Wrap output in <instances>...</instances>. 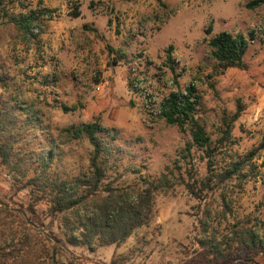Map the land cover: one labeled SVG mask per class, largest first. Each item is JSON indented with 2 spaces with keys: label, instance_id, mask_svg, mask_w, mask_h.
Instances as JSON below:
<instances>
[{
  "label": "rangeland",
  "instance_id": "rangeland-1",
  "mask_svg": "<svg viewBox=\"0 0 264 264\" xmlns=\"http://www.w3.org/2000/svg\"><path fill=\"white\" fill-rule=\"evenodd\" d=\"M253 1L6 0L12 11L46 9L48 14L41 41L34 45L6 36L1 60L10 77H19L25 96L37 89L53 105L77 108L69 112L50 108L53 133L96 117L104 127L119 132L116 147L123 155L109 163L106 184L143 187L144 178L156 180L169 171L193 183L206 176V162L198 152L192 160L183 159L182 149L190 136L167 124L151 107H160L170 92L185 91L194 84L203 97L202 121L218 138L222 118L235 114L240 100L244 111L234 124L233 142L223 150L228 151L221 163L259 147L264 136V3L251 8ZM75 10L80 12L77 18L72 16ZM223 31L249 40L245 70L222 71L212 57L207 39ZM107 43L118 52L111 54ZM171 45L174 71L166 53ZM42 138L29 136L30 143L24 140L17 150L40 151ZM63 149L57 167L63 177L88 169V145L68 144ZM250 168L254 176L242 186L234 180L202 200L184 185L171 186L158 193L149 224L126 244L102 247L94 253L70 246L75 262L110 264L114 258L132 254L125 264H221L224 260L218 263L198 243L206 227L221 237L241 219L264 235V149L245 171ZM22 188L0 163V197L8 207L36 202ZM47 209L48 203L41 202L37 215L60 235V222L51 225L50 219L44 220L42 211ZM256 260L264 264V256Z\"/></svg>",
  "mask_w": 264,
  "mask_h": 264
},
{
  "label": "trees",
  "instance_id": "trees-1",
  "mask_svg": "<svg viewBox=\"0 0 264 264\" xmlns=\"http://www.w3.org/2000/svg\"><path fill=\"white\" fill-rule=\"evenodd\" d=\"M262 3L264 0H255L249 6L253 8ZM6 5V0H0V48L6 36L21 38L34 45L41 41L48 11L15 12ZM72 16L77 18L80 12L75 10ZM92 30L99 35L98 29ZM211 32L212 27H209L207 33ZM207 42L222 71L247 68L245 57L250 42L244 35L223 31ZM106 46L111 54L118 52L110 44ZM172 50L171 45L166 53L174 71ZM1 58L0 50V163L13 175L16 184L20 183L30 191L36 202L10 208L0 197V264H77L70 246L91 253L106 246L122 247L149 224L158 193L171 186L184 185L191 195L202 200L223 191L229 182L237 180L242 186L254 176L251 168L247 172L245 169L251 167L258 151L264 149V136L257 149L244 155L235 154L225 161V165L221 163L228 151L223 150L233 142L234 124L244 111L241 101H238L235 114L224 115L218 138H215L200 116L202 94L196 85L190 84L185 91H172L164 97L159 117L190 136L182 149V158L192 160L194 152H198L206 162V176L198 180L190 173V178L194 179L191 183L182 174L177 177L169 171L156 180L144 178L143 187L118 188L106 184L109 163L123 155V151L118 150L120 147H116L119 132L104 127L96 117L90 122L58 128L59 132L53 133L50 108L61 107L65 112L77 108L53 105L37 89L32 95L25 96L19 77H10ZM175 77L178 84V75ZM29 136L32 139L43 137L40 151L17 150L24 140L26 144L30 143ZM68 144L89 146V167L73 176L63 177L57 167L65 152L63 146ZM54 164L56 168H53ZM31 171L33 174L29 177ZM41 202L48 203L47 212L42 211L44 220L50 219L51 225L60 222V235L49 229L37 215L36 206ZM203 225L207 226V220ZM230 226L231 230L221 237L209 233L206 227L205 236L198 239L199 245L218 263L224 260L221 264L230 261L231 264H259L256 259L264 256V235L260 229L241 219ZM132 256L114 258L110 264H125Z\"/></svg>",
  "mask_w": 264,
  "mask_h": 264
},
{
  "label": "built area",
  "instance_id": "built-area-1",
  "mask_svg": "<svg viewBox=\"0 0 264 264\" xmlns=\"http://www.w3.org/2000/svg\"><path fill=\"white\" fill-rule=\"evenodd\" d=\"M151 111L155 114H159L160 113V107H155L154 105H152L151 107Z\"/></svg>",
  "mask_w": 264,
  "mask_h": 264
},
{
  "label": "water",
  "instance_id": "water-1",
  "mask_svg": "<svg viewBox=\"0 0 264 264\" xmlns=\"http://www.w3.org/2000/svg\"><path fill=\"white\" fill-rule=\"evenodd\" d=\"M34 225V224H33ZM35 226V225H34Z\"/></svg>",
  "mask_w": 264,
  "mask_h": 264
}]
</instances>
